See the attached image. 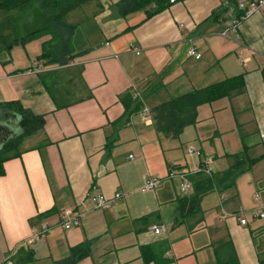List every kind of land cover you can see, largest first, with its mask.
I'll return each instance as SVG.
<instances>
[{
    "label": "crops",
    "instance_id": "1",
    "mask_svg": "<svg viewBox=\"0 0 264 264\" xmlns=\"http://www.w3.org/2000/svg\"><path fill=\"white\" fill-rule=\"evenodd\" d=\"M118 1L98 0L68 18L78 25L72 38L77 55L72 62L77 65L63 67L55 86L68 92L72 103L68 108L58 110L40 74L28 72L36 69L37 59L22 73H16L21 70L13 60L6 66L0 63V103L19 101L34 114L45 115L46 121L44 132L22 141L21 156L4 163L0 264L29 260V252L30 264H56L72 248L86 243L90 255L77 264L165 260L164 264H217L214 245L229 236L241 264H260L259 255L264 253V219L257 213L264 206V7L240 25L237 36L226 38L220 35L221 9L228 5L223 0L179 1L149 20L145 11L122 17ZM191 46L202 55L199 60L188 55ZM44 68L42 74L56 70ZM240 75H244L246 94L198 110V119L219 116L214 129L199 130L198 120L173 140L158 134L153 123L143 122L136 91L152 109ZM10 120L0 121L3 137L17 133ZM214 134L219 141L211 140ZM180 145L199 148L204 157L214 160L215 168L222 162L230 166L226 155L242 153L245 147L248 158H260L236 187L226 190L215 225H206L203 210L204 220L197 226L192 217L185 224H175V204L181 197L174 181L175 193L166 178L169 169L181 168ZM147 176L164 181L154 192H144ZM97 192L107 199L118 193L123 197L110 208L99 209L95 208ZM256 192L263 196L254 199V207L249 201ZM213 193L204 196L202 204ZM66 209L85 213L79 227L66 230L57 225ZM239 216L248 224L241 225ZM161 223L169 226V233L155 235L152 226ZM44 225L53 228L29 244L32 233ZM190 226L196 227L190 231ZM144 247H151L156 258L145 262Z\"/></svg>",
    "mask_w": 264,
    "mask_h": 264
},
{
    "label": "trees",
    "instance_id": "2",
    "mask_svg": "<svg viewBox=\"0 0 264 264\" xmlns=\"http://www.w3.org/2000/svg\"><path fill=\"white\" fill-rule=\"evenodd\" d=\"M98 0H0V63L6 66L11 62V52L14 47L27 44L41 37H47L42 46V54L37 61L44 67H59L51 72L40 74L46 90L52 97L58 110L72 105L67 100L68 92L56 88L61 69L68 65L77 55L72 48V38L78 25L68 21L71 14L96 3ZM183 0H119L116 4L122 17L131 13L145 11L146 19L166 11L174 3ZM228 2L221 9V13L235 5V0ZM217 15V14H216ZM214 16V15H213ZM218 17V16H217ZM22 73L17 71L16 73ZM264 79V68L262 70ZM82 80V79H81ZM244 75L227 78L202 89L193 90L182 96L163 102L152 110V119L156 132L166 138L179 139L184 130L198 122V110L201 106L212 104L222 98H233L246 94ZM128 106V104H127ZM10 122L15 126L17 133L2 136L0 132V176L4 175V163L22 154L20 145L25 138L44 132L45 115H36L26 109L19 101L0 103V121ZM7 120V121H5ZM9 125V124H8ZM231 161L229 168L218 174L214 179L203 175L194 177V192L189 197H181L177 202L175 224H185L192 217L196 226L203 222L204 213L200 205L204 196L215 192V185L223 187L226 191L235 187V179L240 173L251 169L259 159H250L247 148L239 154L226 155ZM55 212L54 210L50 213ZM174 224V225H175ZM196 226H190V231ZM217 264H241L235 245L230 238L222 239L214 245ZM29 260L20 259L15 264H30ZM90 255L88 243L79 245L70 250L68 256L56 264H77ZM145 262L155 259L151 247L142 248ZM260 264H264V253L259 255ZM168 260L158 262L164 264Z\"/></svg>",
    "mask_w": 264,
    "mask_h": 264
},
{
    "label": "built area",
    "instance_id": "3",
    "mask_svg": "<svg viewBox=\"0 0 264 264\" xmlns=\"http://www.w3.org/2000/svg\"><path fill=\"white\" fill-rule=\"evenodd\" d=\"M262 7H264V0H235V5H232L224 14V29L221 32V36L226 38H233V36L238 35V31L240 25L247 19H249L253 14L258 12ZM192 39H189V42L192 43ZM139 54V53H138ZM188 55L190 57H194L199 60L202 55L197 51L195 46H191L188 50ZM77 65L74 62H70L68 65L64 67H73ZM59 69V67H55ZM45 71L43 64L38 62L36 64L35 70H29V73L37 72L41 74ZM135 99L139 104V111L142 115L143 122L146 124L153 123L152 119V110L145 103L142 95L136 91ZM187 155L190 159V169L188 172L181 171L180 173H176L174 168H171L167 178L169 180L180 179L182 183L180 184V190L182 193L188 194L193 188V179L196 176L203 175L210 179H214L217 176V171L214 165V160L209 157H204L201 150L194 145H191ZM164 179L161 177H152L147 176L144 180L143 190L144 192H154L157 190L163 183ZM215 192L220 193L217 188V184L215 185ZM95 196V208H110L115 202L120 200L123 195L118 193L114 199H107L101 193L97 192ZM225 200V197L221 196L220 203ZM256 200H259L257 197ZM258 217L264 219V206L258 209ZM85 217L84 212L77 211L75 209H66L63 211L60 221L57 223L58 226L66 230H71L73 228L79 227L83 219ZM241 225H247L248 220L239 216L238 218ZM53 226L44 225L40 230H36L32 233L31 238L29 239V244H34L39 241L46 233H48ZM152 231L155 235H166L169 233V226L165 223H161L158 225L152 226Z\"/></svg>",
    "mask_w": 264,
    "mask_h": 264
},
{
    "label": "rangeland",
    "instance_id": "4",
    "mask_svg": "<svg viewBox=\"0 0 264 264\" xmlns=\"http://www.w3.org/2000/svg\"><path fill=\"white\" fill-rule=\"evenodd\" d=\"M46 40H47V37H41V38H38V39H36L32 42H29L25 45L21 44V45L14 47V49L11 52V60H13V63L15 65H17L21 71L28 70L31 67V62L34 59H37L38 56H41L42 46H43L44 41H46ZM37 54H39V55L37 56ZM49 68H51V67H49ZM164 102H167V101H164ZM149 104H150V102L148 103V106H149ZM224 113H226V112H223L222 114H224ZM212 115H214V114L213 113L209 114V116H212ZM218 118H219V116L217 118H215V117H199V119H198L199 122L197 124V127L199 130H201V129H205V130L206 129H214L216 126V120ZM201 140L205 141L206 138L202 137ZM211 140L219 141V139H217V137H216V134L212 135ZM190 146L191 145H188V146L180 145L179 148H177L178 153H179L178 155L181 158L180 165H178V166L182 168V169L181 168H174L177 174L180 173L181 171L188 172L190 169V159L187 155V152H188ZM213 153H214V151H213ZM205 155L208 156V153ZM217 164H218V167L216 169H218L220 172H223L229 168V165L223 164V162L217 163ZM169 171H170V169H169ZM248 174H249V171L246 170V171L240 173L239 175H237V177L235 179V183H236L235 187L237 186V181L244 179ZM172 181H174V184L176 185V191H177L179 197H182V198L187 197V196L189 197V195L193 194V191H190L188 194L181 192L180 184L182 183V181L180 179L170 180V184L172 185L174 193H175V190H174L173 184L171 183ZM167 183H169V182H167ZM217 188L219 189V191L223 190V187H221V186H217ZM225 192L226 191H223V192L220 191V194L215 192V193L209 195L203 204L201 202L200 209L207 212L206 225H209V226L215 225L217 219L220 218L221 206H222L220 204V197L221 196L227 197V194ZM261 196H263L261 194V192H259V193L256 192L253 195V197L250 198V201H249L250 204L252 206L256 207L257 203L254 202V199H256L257 197L260 199ZM175 198H176V195H175ZM257 201H259V200H257ZM222 203H223V201H222ZM257 207H258V205H257ZM176 209H177V205L175 204V211H176ZM223 214H225V213H223ZM248 215L250 216L249 213H247V216ZM202 234H205V232H203Z\"/></svg>",
    "mask_w": 264,
    "mask_h": 264
},
{
    "label": "flooded vegetation",
    "instance_id": "5",
    "mask_svg": "<svg viewBox=\"0 0 264 264\" xmlns=\"http://www.w3.org/2000/svg\"><path fill=\"white\" fill-rule=\"evenodd\" d=\"M0 145H2V143H0Z\"/></svg>",
    "mask_w": 264,
    "mask_h": 264
}]
</instances>
